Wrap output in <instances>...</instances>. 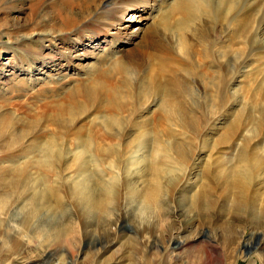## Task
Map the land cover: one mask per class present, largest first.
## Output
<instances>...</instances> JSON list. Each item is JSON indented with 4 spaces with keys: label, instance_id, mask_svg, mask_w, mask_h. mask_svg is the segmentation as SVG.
<instances>
[{
    "label": "rangeland",
    "instance_id": "rangeland-1",
    "mask_svg": "<svg viewBox=\"0 0 264 264\" xmlns=\"http://www.w3.org/2000/svg\"><path fill=\"white\" fill-rule=\"evenodd\" d=\"M86 1L85 8L81 0L67 8L66 0H0V173L10 183L30 163L34 178L63 184L64 200L33 224H21L26 203L20 201L0 214V264H202L203 243L173 252L177 238L198 235L218 243L215 264H264V213L218 208L205 221L184 210L210 158L235 163L246 143L264 157V47L250 48L242 67L233 60L246 53L248 24L264 42V0H236L234 10L208 0V11L186 33L179 32L182 15L170 13L179 0ZM230 128H239L231 140L225 137ZM180 142L208 149L194 156L187 181L155 208L161 220H141L139 175L103 218L84 216L71 203L67 187L82 163L88 173L95 164L103 179L118 178L114 156L87 162V144L100 151L136 147L129 175L151 144ZM49 149L62 155L50 158L46 172L37 164ZM262 170L253 191L261 202ZM108 239L115 246L107 247Z\"/></svg>",
    "mask_w": 264,
    "mask_h": 264
},
{
    "label": "bare ground",
    "instance_id": "bare-ground-1",
    "mask_svg": "<svg viewBox=\"0 0 264 264\" xmlns=\"http://www.w3.org/2000/svg\"><path fill=\"white\" fill-rule=\"evenodd\" d=\"M66 1L67 2L64 3L65 7H74L72 6L74 5L72 4L73 0ZM85 1L86 0H84V2ZM199 1L200 0H179L177 4L175 3L176 5L174 4V11L170 13H180L182 15V19L178 23L180 33L191 31V24L195 20L199 19L200 15L208 11V0H203L202 4L196 3ZM226 3L227 5H224ZM238 3L239 2H237L236 0H220V4L222 6L229 7L232 10L236 9ZM82 4L83 3L81 0V6H83ZM86 9H88V7ZM170 28L171 25H169V23L165 24L166 30H170ZM248 29L250 31H253L252 24H248L244 28V30ZM250 31H247L245 33V47L247 48H245V55L243 56L241 52L233 55V60L238 65H241V67L252 57L251 51H249L250 48L264 47V42L257 41L255 36H253ZM108 126L110 129H114L113 124H108ZM238 131L239 128H230L227 130V135L225 137L231 140L234 136L237 135ZM229 140L223 138L222 141ZM154 144L155 146L151 144L148 147V155L146 154L142 156L140 164L137 165L138 171L129 175L127 174L129 165L134 166L138 161L139 156H137V159L135 160L133 158L134 153L136 152V147L129 150H127L125 147H120L109 148L105 151H100L99 149L94 148L95 146L93 145H90L91 148L88 147L87 144L85 152L86 154L88 153L90 155L91 159H89L88 161L85 158L84 159L88 163H93L92 160L95 157H98L99 161L100 155L102 153L105 156H114L116 163H114L113 167L117 168V170H119V173H117L118 178L112 176L109 177L108 180H105L106 178L103 179L104 172L100 171L95 166V164L88 173L80 168V166H83L84 164L82 163L78 167V177L73 179L71 186L67 187L69 199L74 205L77 212H81L84 216L91 215L93 218H103V216H106L108 212L112 210L114 205L119 204L120 196L123 195V192L134 185L131 183L133 181L132 178L134 177L135 179L136 176L139 175L137 179L141 181L142 185H144L139 186L142 187V189H140L142 191V197L146 205L144 206L143 202H140V204L138 205L137 211H139L141 215H144V218H142L141 220L143 221L145 219L143 222L147 224H151L152 220L150 222V219L155 217H158V220H161L163 217L162 214L159 216H154L155 208H157L161 203V201L163 200V196L166 193H174L185 179L187 181L191 171L194 168L193 166L195 163H193V161L196 162V160H198V158H194V156L198 153L204 152V149L208 148L204 145L203 147H199V145L195 146L187 142H180L172 147H168V145L160 146V143ZM223 145L224 143H221V146ZM217 147L218 146H213L211 148L212 151L217 150ZM253 149L254 147H251L250 143H246V145H243L239 151L235 163H232L234 161L228 160V164H226L227 162H224V164L217 163L214 158H210L209 164L205 166L202 176L194 184L192 194L189 196V198H186L184 200V210H186L187 212H195L201 220L209 219L211 217V213L218 208H227V210L232 211L233 214L237 213V211H248V214L254 213L257 217L259 213H264V200L261 202L258 197L253 194V191L255 190V183H257V179L259 178V176L263 174L262 167L264 166V157L255 156V154L252 153ZM51 152L52 149H49V151L46 152V160L37 164L38 169L48 172L49 167L52 165V163L50 162V158L53 160L54 157L57 158V155H62V153L60 154L61 151H58L59 154L57 155L55 154L57 151L55 153H53V151L52 153L56 156H53ZM94 160H96V158ZM100 160V162L103 161V159ZM86 161L85 163H87ZM84 166H86V164ZM33 168L34 165L30 163L25 164L24 167L17 168L16 171H14V178L12 177L13 180L10 181V183L8 182L9 176L5 173H0V180H2L1 182H3L0 183V187H2V184L5 186L6 183H8L6 185L7 191L4 192L7 193V195L5 198L0 200V214H6L9 208L13 204H17L18 201H20V205H24L26 203L24 205L25 208L23 209L24 213L22 216L21 224H33V221L38 219L39 216L43 215L44 212L49 211L51 208H53L52 206L63 207L64 200L60 195L62 191L59 188L63 184H60L61 186H55L54 183V185H49V181H46L47 179L42 180L40 176L34 178L31 174V170H33ZM109 169L110 168H107V171H110ZM130 192H128L130 196L132 195V193L134 194V192ZM9 193L18 195L20 198H14L12 200V198H9ZM124 194L127 195V193ZM179 211L180 213L181 211L183 213L182 209H179ZM179 211H176L177 216H181V214H178ZM121 219H123V217ZM122 221L123 220H121L120 222ZM64 235L65 231L62 230L59 234V237ZM65 238L66 236L63 238V240H65ZM115 239H108L109 241L107 242L109 246L107 247L115 246L117 242ZM180 241L181 240H178L177 238L176 243H178V247H176V249H173V252H176L177 250L187 249L190 246L198 243H203L205 244L206 253L202 259V264L216 263L217 258H215L211 254V252L214 254L217 249L218 243L215 240L213 241L212 239L206 238L204 235H198L189 238L184 242Z\"/></svg>",
    "mask_w": 264,
    "mask_h": 264
}]
</instances>
